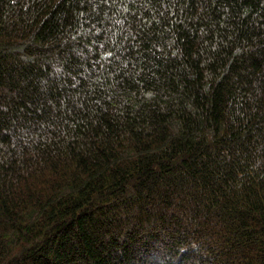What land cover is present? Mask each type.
Masks as SVG:
<instances>
[{
    "label": "trees",
    "instance_id": "obj_1",
    "mask_svg": "<svg viewBox=\"0 0 264 264\" xmlns=\"http://www.w3.org/2000/svg\"><path fill=\"white\" fill-rule=\"evenodd\" d=\"M0 264H264V0H0Z\"/></svg>",
    "mask_w": 264,
    "mask_h": 264
}]
</instances>
